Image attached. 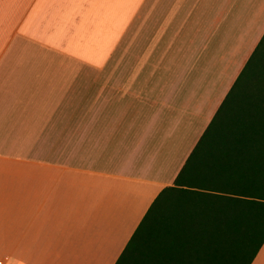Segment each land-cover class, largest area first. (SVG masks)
I'll return each mask as SVG.
<instances>
[{
    "label": "crops",
    "instance_id": "obj_1",
    "mask_svg": "<svg viewBox=\"0 0 264 264\" xmlns=\"http://www.w3.org/2000/svg\"><path fill=\"white\" fill-rule=\"evenodd\" d=\"M263 34L264 0H0V264H114Z\"/></svg>",
    "mask_w": 264,
    "mask_h": 264
},
{
    "label": "trees",
    "instance_id": "obj_2",
    "mask_svg": "<svg viewBox=\"0 0 264 264\" xmlns=\"http://www.w3.org/2000/svg\"><path fill=\"white\" fill-rule=\"evenodd\" d=\"M264 243V34L114 264H251Z\"/></svg>",
    "mask_w": 264,
    "mask_h": 264
},
{
    "label": "rangeland",
    "instance_id": "obj_3",
    "mask_svg": "<svg viewBox=\"0 0 264 264\" xmlns=\"http://www.w3.org/2000/svg\"><path fill=\"white\" fill-rule=\"evenodd\" d=\"M234 57H235V58H238V55H235ZM232 64H233V62L230 60L229 66L232 65ZM232 72H233V71L231 70V73H232ZM224 77H225V76H224ZM218 89H219V87H216V86L214 87V91H215V92L218 91Z\"/></svg>",
    "mask_w": 264,
    "mask_h": 264
}]
</instances>
